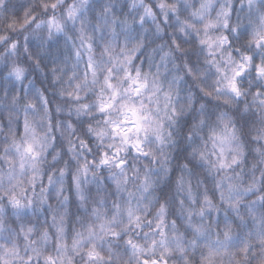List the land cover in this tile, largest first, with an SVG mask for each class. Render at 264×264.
I'll return each instance as SVG.
<instances>
[{
	"label": "clouds",
	"instance_id": "obj_1",
	"mask_svg": "<svg viewBox=\"0 0 264 264\" xmlns=\"http://www.w3.org/2000/svg\"><path fill=\"white\" fill-rule=\"evenodd\" d=\"M0 264H264V0H0Z\"/></svg>",
	"mask_w": 264,
	"mask_h": 264
}]
</instances>
